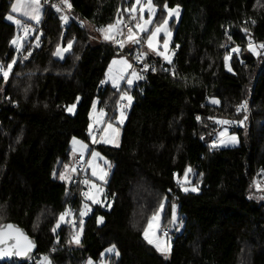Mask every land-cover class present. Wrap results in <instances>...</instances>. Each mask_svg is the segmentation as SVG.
<instances>
[{
  "label": "trees",
  "instance_id": "obj_1",
  "mask_svg": "<svg viewBox=\"0 0 264 264\" xmlns=\"http://www.w3.org/2000/svg\"><path fill=\"white\" fill-rule=\"evenodd\" d=\"M12 1L0 0V64L6 69L15 60L8 79L0 76V225L19 224L35 249L27 259L0 264H41L45 256L52 264H98L113 245L119 255L107 253L108 264H264V197L257 199L255 184L264 173V0H153L181 7L174 58L148 57L157 67L130 88L133 103L120 145L96 146L113 168L107 203L93 205L86 217L89 173L78 172L80 181L68 184L60 173L74 159L72 137L90 140L95 99L112 113L125 87L104 84L120 50L93 39L90 26L123 16L128 21L131 0H69L66 25L61 9L47 14L44 8L42 29L20 50L12 44L15 25L6 19ZM69 41L65 58L55 57ZM229 53L232 71L225 66ZM78 98L76 113L68 114ZM245 101L246 109L237 111ZM218 120L237 123L231 129L240 145L214 146ZM188 168L197 192L183 190ZM172 202L179 206L181 231L171 232L165 256L144 230L163 203L168 226ZM67 208L70 216L58 227Z\"/></svg>",
  "mask_w": 264,
  "mask_h": 264
},
{
  "label": "rangeland",
  "instance_id": "obj_2",
  "mask_svg": "<svg viewBox=\"0 0 264 264\" xmlns=\"http://www.w3.org/2000/svg\"><path fill=\"white\" fill-rule=\"evenodd\" d=\"M135 2L136 0H131V2L125 7V14L128 16V21L124 19V16L121 18H118L114 23H111L112 25H114V28L111 30V32H108V29H107V26L109 24L100 26L99 28L90 26L91 36L93 39L112 44L120 50V52L112 59L107 70L105 71L104 84H109L111 88L113 89L116 88L117 90L120 89L123 85H125V87H124V90L120 92V95H118V97L116 98L115 108L112 113H110V111H108L106 107L99 106V99L98 98L95 99L93 103L95 104V108H93V105H92L91 112H90V125H91V128L89 127L90 140L88 141V140L81 139L79 137H72L71 142H70L71 158L73 159L77 155L85 156L86 164H85L84 171L89 173V179L85 180V181H88V183H85V181L84 183L86 186L85 191L87 193H90V196L87 197V199L90 201L91 205H87L86 207L83 208L81 214L83 213L84 217L88 215L93 205L100 204V205L105 206L108 200L106 192H105V184L108 181V178H109V175L111 173L113 166H112L110 159L104 153H102L101 150L96 146L100 144H104V145L118 147L120 145L122 127L124 126L126 122L128 110L133 103V99L131 103L129 104L127 99L122 100L121 97L122 95L127 93V95H130L133 98L132 94L130 93V88L134 86L136 83L143 81L146 77V73L148 72L147 70H142L139 66L134 65L133 55H141L144 58L155 56V57L161 58L163 62L169 63L162 56L158 55L157 51L149 48L148 43H147L148 36H150L153 32H155L157 27L163 26L171 33V36L167 37L164 35V32L161 31L160 33L156 35L155 43L159 51L167 52V54L171 57V62L174 58V49L172 47L173 37H174V27L181 17V12H182L181 7L179 6L180 14L177 17L175 15L169 16L167 9H173L178 5H175V6L167 5V9H166L165 5L163 7H160L157 4H155L154 1L152 0V5L155 7V11L149 12L148 11V0H140V4H136L135 10H133V5L135 4ZM16 3H17V0L12 1L11 13L7 16L6 19L15 25L16 33H15L13 40L19 39V42H20L19 50H20L24 46V44L31 37L34 36V31L31 29H29L27 34H25L26 27L23 26V22L29 21L34 24L40 22L43 18L45 4L44 2H41L39 0V5H38L39 21H37L36 19L30 18V16L23 15L22 12L18 13V12L13 11L12 6L13 4H16ZM142 7L144 8L143 12H141L140 10ZM9 16H12L13 19L9 20L8 19ZM64 16H67V15L63 14L62 17ZM15 20H19L20 25H17L14 22ZM68 20H69V17L67 20H62L63 25H66ZM165 20H167L166 25L164 23ZM145 21H149V23L145 25L144 23ZM127 23H130L132 25V29L128 30L126 28ZM137 25H141V27L145 28L146 30L141 31V29L138 28ZM101 29H103L104 31H101ZM130 32L135 34V38L138 42L140 40L142 42L133 43L132 41L128 40V35ZM106 33L110 34L112 36V39H106L105 38ZM166 39L168 40L167 50H165L163 47L164 41ZM13 45L17 49V45L16 44H13ZM59 47L63 49V48H67V45L66 46L60 45ZM68 51H64L62 55L57 56L56 55L57 49H56L54 55L58 59H64ZM226 56H229V60L227 61V64L228 66L231 67V64H230L231 53L227 54ZM114 61H116V63H113ZM122 61H127V64L130 65L131 67H127L125 69V66L121 63ZM225 66H226V62H225ZM122 69L124 70L122 71ZM226 69L228 70V67H226ZM133 73H135L136 75L133 76ZM116 76L122 77L118 82V86L114 85L113 83V78ZM129 79L132 80L131 85L128 83ZM79 99H77L74 103L68 106L67 108L68 114L74 115L76 113L77 104L79 102ZM72 105H75V107L72 108ZM69 108H71L72 110L69 111L68 110ZM121 113H123L122 117H121ZM121 118L123 120L122 123L120 122ZM219 121L221 120H218V128L214 136L216 137L217 140L214 146L218 148H232V147H236L240 145V138H239L238 133L235 131H232L231 129V126L237 123L231 122L229 124H221L219 123ZM113 129H116L118 131L114 133ZM221 133H224V135L221 136ZM233 136L236 137L235 142L231 141V137ZM112 139H115L116 142L109 143L108 141ZM221 141H224V143H221ZM81 144L85 145L86 147L82 149ZM93 153H97L98 155L94 157ZM66 166L63 168L62 173H61V175L62 174L64 175L65 179H61V176H60V179L68 184L72 181L73 179L72 176L77 175L78 172H77V167L75 165L69 164ZM94 170L97 173V175H93ZM101 170H103V172L106 173L104 180H101L99 178V173L101 172ZM191 172L192 171H188L187 182H185V175L181 179V184L184 185L183 188H188L189 191H191V188L196 187L195 185L191 183V180L188 179ZM92 184H95L97 186V189H103V191L97 192V189H93L91 187ZM255 184L256 186L259 185V187L257 188L260 190L259 194L256 197L258 200H262V198L264 197V192H263L264 191V173L262 174V179H260V181H256ZM92 195H95V198L96 200L99 201V203H96L91 199ZM162 205L163 207H161L160 205L158 208V211L154 214V215L158 214L159 216V219L157 221H153V227L155 228L154 238H158L161 242L171 245V241L175 236L174 233L176 232L179 233L181 231V226L179 223V206L175 202L171 203L170 212H169V215L167 216L168 226H164L163 225L164 224L163 215L165 212L164 203ZM173 205H175V214L177 217V220L174 223L172 222ZM62 214H64V218L63 220H61L60 219L61 215L59 216L58 221H57L58 227L61 224L65 223L67 221V218L70 216L69 208H67L66 211ZM100 218L101 217L98 218V222L102 223L103 219L101 220ZM147 227H148V224H147ZM167 227H169L171 232H174V233H170V235L168 236L161 235L162 230ZM149 234L153 235V232L151 229L149 230ZM159 252L165 256L170 253V251L167 253H163L161 251ZM107 253H113V252L105 251L102 254V259L98 262V264H108L105 261V257ZM89 261H91L92 264H96V262L93 260H89ZM89 261L87 262V264H89ZM41 264H43L42 261H41Z\"/></svg>",
  "mask_w": 264,
  "mask_h": 264
},
{
  "label": "snow or ice",
  "instance_id": "obj_3",
  "mask_svg": "<svg viewBox=\"0 0 264 264\" xmlns=\"http://www.w3.org/2000/svg\"><path fill=\"white\" fill-rule=\"evenodd\" d=\"M63 3L66 4L69 9L72 7V5L69 2V0H63ZM136 4H140V0H136L135 4L133 5V10H135ZM38 5H39V0H17V3L13 4L12 7H13V11L18 12V13L22 12L23 15L30 16V18L36 19L37 21H39ZM165 8L167 9V5H165ZM140 10H141V12H143L144 8L142 7ZM148 11L149 12H154L155 11V7L152 5V0H148ZM167 11H168V15L169 16L175 15V16L178 17L179 14H180L179 6H176L173 9H167ZM8 19L12 20L13 17L9 16ZM61 19L62 20H67L68 17L64 16ZM14 22L17 25H20V21L19 20H15ZM144 23H145V25H147L149 23V21H145ZM164 23L166 25L167 24V20H165ZM137 27L140 28L141 31H145L146 30L145 28H142L141 25H137ZM113 28H114V25L109 24L107 26L108 32H111V30ZM28 31H29V29L25 28V34H27ZM101 31H104V30L101 29ZM161 31L164 32L165 36H167V37L171 36V33L165 27L159 26V27L156 28L155 32H153L150 36H148L147 43H148L149 48L157 51L158 55L162 56L165 60H167L169 63H171V57L167 54L166 51H164V52L159 51L158 48H157V45L155 43L156 35L158 33H160ZM105 38L106 39H112V36L110 34L106 33L105 34ZM128 40L132 41L133 43H138V41L135 38V34H133L131 32L128 35ZM12 43L16 44L17 45V50H19V47H20L19 39H14L12 41ZM71 46H72V42L71 41L68 42L67 48L61 49L58 46L56 55L57 56L62 55V53L64 51H68L71 48ZM163 47H164L165 50H167V48H168V40L167 39L164 41ZM248 47H249V49H251L252 52H254V53L257 52V48H256V46L253 45L251 40H249ZM259 48L260 49H264V43H261L259 45ZM232 52L238 53L239 52V47L237 46L236 48H233ZM257 54H259V53H257ZM224 59H225V62H226V67H228L229 71H232L231 67L228 66V64H227V61L229 60V56H225ZM14 63H15V60H13L12 63H9L7 65L6 69H5V67L2 64H0V76H2L4 80L8 79L9 73L11 72ZM113 63H116V61H114ZM121 63L125 66V69L127 67H131L130 65L127 64V61H122ZM145 67H147V65H145ZM123 70L124 69H122V71ZM135 75L136 74L133 73V76H135ZM121 78H122L121 76L114 77L113 78L114 85L118 86V82H119V80ZM137 78H139V77H137ZM128 83L131 85L132 84V80L129 79ZM121 99L122 100L123 99H127L128 103L130 104L133 98L130 95H127V93H125L124 95H122ZM211 103L219 104L220 101L215 99V98H213L211 100ZM74 107H75V105H72V108H74ZM246 107H247V102L246 101L242 102V104L237 108V111H240L241 109H246ZM93 108H95V104H93ZM68 110L71 111L72 109L69 108ZM122 116H123V113H121V117ZM197 119H200V118L197 117ZM120 122L121 123L123 122L122 118H121ZM219 123H221V124H229V123H231V121L221 120V121H219ZM89 127L91 128V125ZM117 131L118 130L113 129L114 133H116ZM223 135H224V133H221V136H223ZM231 141L235 142L236 141V137L235 136L231 137ZM108 142L109 143H115L116 141H115V139H112V140H109ZM221 143H224V141H221ZM84 147H86V146L81 144V148L83 149ZM96 155H98V154L97 153H93L94 157ZM188 171H191V169H188ZM188 171L185 172V182H187ZM93 175H97L95 170L93 172ZM105 175H106V173H104L103 170H101V172L99 173V178L101 180H104ZM61 179H65L63 174L61 175ZM85 183H88V181H85ZM91 187L93 189H97V186L95 184H92ZM257 187H259V185ZM183 190L185 192L189 191L188 188H184ZM101 191H103V189H97V192H101ZM191 191L197 192V191H199V188L198 187H193V188H191ZM84 195L86 197H89L90 193L86 192ZM91 199L94 202L99 203V201L96 200L95 195H92ZM161 207H163V205H161ZM82 215H83V213H82ZM63 218H64V214H61L60 219L63 220ZM100 219L102 220L103 218L101 217ZM158 219H159V216H158V214H156L149 220L148 227L145 228V230H144V238L147 240V242L149 244L155 245L157 250H159V251H161L163 253H167V252L170 251L171 245L161 242L158 238H154V236H155V228L153 227V221H157ZM176 220H177V217H176V214H175V205H173L172 222L174 223ZM81 224H82V222H81ZM5 228L7 229V231L4 230ZM150 229L152 230L153 235L149 234V230ZM73 239H74L75 243H77V244L80 243L79 235L75 236ZM6 242H11V246L12 247L19 249V252L17 253L19 255H26L27 252L34 246L33 243L30 240H28V238L26 236H24L23 233L19 229H17L14 225H12V224L0 225V245L5 244ZM107 251L116 252V255H119L118 251H116L115 245H113ZM42 262H43V264H51V261L46 256L42 257ZM89 264H92V262L89 261Z\"/></svg>",
  "mask_w": 264,
  "mask_h": 264
},
{
  "label": "built area",
  "instance_id": "obj_4",
  "mask_svg": "<svg viewBox=\"0 0 264 264\" xmlns=\"http://www.w3.org/2000/svg\"><path fill=\"white\" fill-rule=\"evenodd\" d=\"M40 1L44 2L47 14H49L50 12H52L55 9H61L67 15V5L62 3L61 0H40ZM45 17H46V15L43 16L42 20L36 24L29 22V21H25V22H23V26L26 27L27 29L33 30L34 33L35 32L37 33L42 29V27L45 23ZM126 28L128 30H130V29H132V25L130 23H127ZM17 56L21 60L24 56V52L21 51ZM133 58H134V65L139 66L142 70L154 71L157 67L156 63L153 60H149L148 58H144L141 55H133ZM145 65H147V67H145ZM216 140L217 139L214 138L213 142H216ZM72 164L77 167V172L84 171L85 164H86V157L83 155H77L72 160ZM82 179H84V178H82ZM74 181L78 182V181H80V178L77 177V175H76L74 177ZM83 193L85 194L86 191L84 190ZM72 214L74 216V211H72ZM70 223H71V226L73 228H75L77 226V220L74 217ZM170 233H171V230L169 227L164 228L162 230V235L168 236V235H170ZM74 235L75 236L79 235V232L76 231V233ZM30 262L31 261L29 260L28 263H30Z\"/></svg>",
  "mask_w": 264,
  "mask_h": 264
},
{
  "label": "water",
  "instance_id": "obj_5",
  "mask_svg": "<svg viewBox=\"0 0 264 264\" xmlns=\"http://www.w3.org/2000/svg\"><path fill=\"white\" fill-rule=\"evenodd\" d=\"M7 224H12L17 229H19L23 233V235L26 236L28 238V240H30L33 243L34 246L27 252L26 255H19V254H17L19 252V249L12 247L11 242H6L5 244L0 245V262L8 261L11 259H16V258H18V259L29 258L33 254L34 249H35L34 241L29 237L27 231L24 228H22L19 224L13 223V222H8V223H5L3 225H7ZM4 230L7 231L6 228Z\"/></svg>",
  "mask_w": 264,
  "mask_h": 264
},
{
  "label": "crops",
  "instance_id": "obj_6",
  "mask_svg": "<svg viewBox=\"0 0 264 264\" xmlns=\"http://www.w3.org/2000/svg\"><path fill=\"white\" fill-rule=\"evenodd\" d=\"M115 89H116V88H115ZM62 170H63V169H62ZM61 173H62V171H61ZM61 173H60V176H61ZM75 176H76V175L72 176V178L74 179ZM73 179H72V180H73Z\"/></svg>",
  "mask_w": 264,
  "mask_h": 264
}]
</instances>
